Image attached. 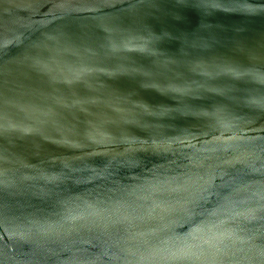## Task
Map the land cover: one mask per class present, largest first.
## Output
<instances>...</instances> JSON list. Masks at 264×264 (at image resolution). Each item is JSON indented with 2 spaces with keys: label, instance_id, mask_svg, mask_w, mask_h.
I'll list each match as a JSON object with an SVG mask.
<instances>
[{
  "label": "water",
  "instance_id": "1",
  "mask_svg": "<svg viewBox=\"0 0 264 264\" xmlns=\"http://www.w3.org/2000/svg\"><path fill=\"white\" fill-rule=\"evenodd\" d=\"M0 264H264V0H0Z\"/></svg>",
  "mask_w": 264,
  "mask_h": 264
}]
</instances>
